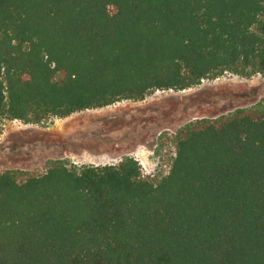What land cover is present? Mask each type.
I'll use <instances>...</instances> for the list:
<instances>
[{"label": "trees", "instance_id": "trees-1", "mask_svg": "<svg viewBox=\"0 0 264 264\" xmlns=\"http://www.w3.org/2000/svg\"><path fill=\"white\" fill-rule=\"evenodd\" d=\"M224 74L264 76V0H0V123ZM173 146L157 181L130 157L0 172V264H264V97Z\"/></svg>", "mask_w": 264, "mask_h": 264}, {"label": "rangeland", "instance_id": "rangeland-1", "mask_svg": "<svg viewBox=\"0 0 264 264\" xmlns=\"http://www.w3.org/2000/svg\"><path fill=\"white\" fill-rule=\"evenodd\" d=\"M263 97L264 76L243 79L224 74L184 91H156L139 102L122 101L36 125L4 119L0 172L41 171L52 159L101 167L130 157L145 178L157 181L168 172L173 136L180 126L251 106Z\"/></svg>", "mask_w": 264, "mask_h": 264}]
</instances>
